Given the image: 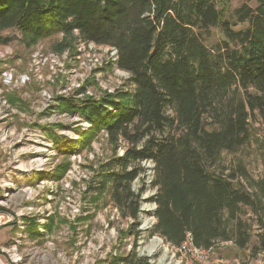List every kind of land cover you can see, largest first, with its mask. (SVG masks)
Masks as SVG:
<instances>
[{
	"label": "trees",
	"instance_id": "obj_1",
	"mask_svg": "<svg viewBox=\"0 0 264 264\" xmlns=\"http://www.w3.org/2000/svg\"><path fill=\"white\" fill-rule=\"evenodd\" d=\"M229 1L0 0V31L16 28L28 46L61 33L59 50L76 32L117 50L131 91L117 89L99 101L59 98L63 110L91 124L80 134L83 145L101 129L114 149L126 143L121 155L98 166L87 191L108 192L124 217L136 219L139 194L131 182L141 171L137 163L151 160L157 187L151 235L180 247L190 234L198 249L231 242L256 254L264 250V177L251 178L240 160L226 166L221 160L249 141L250 119L264 123V0L242 3L228 17ZM210 28L223 39L208 46ZM27 226L32 230L33 220Z\"/></svg>",
	"mask_w": 264,
	"mask_h": 264
},
{
	"label": "rangeland",
	"instance_id": "obj_2",
	"mask_svg": "<svg viewBox=\"0 0 264 264\" xmlns=\"http://www.w3.org/2000/svg\"><path fill=\"white\" fill-rule=\"evenodd\" d=\"M242 3L256 6L255 0H230L227 16ZM245 26L241 24L236 29ZM64 37L56 33L28 46L16 28L0 31L1 40L9 38L8 42L0 41V130L18 128L19 134L23 129L41 130L57 150L52 164L55 168L51 173L32 172L31 180L23 177L22 184L18 185L23 188L29 184L35 188L33 193L41 200L34 205L44 208V213L41 209L34 218H26L23 230L17 228L16 220L0 226V246L9 247L15 238L22 239L24 235L19 248L23 257L21 264H123L114 263V260L128 255L132 258L129 264H158L163 255L167 264H264V250L253 254L250 246L239 249L231 242H217L198 256L151 235L156 207L153 199L157 193L153 184L152 162H138L141 171L131 182V190L139 194L136 219L128 215L124 217L114 207L108 192L97 196L92 190L87 191L98 166L108 162L113 154L121 155L126 143L120 141L114 149L107 132L101 129L89 145H83L80 134L91 131V124L82 115L63 110L59 98L99 101L105 94H112L117 89L131 91L133 85L129 84V78L111 65L110 56H106L107 63L93 65L98 49L81 43L76 32L67 38L70 45L57 49L64 42ZM222 39L218 28H210L204 42L210 46ZM77 50L81 51L79 55ZM52 55L57 56V62L51 59ZM3 74L10 79L5 81ZM47 93L52 96L50 102L44 99ZM9 97L15 99L11 102ZM53 111L56 113L54 121L51 119ZM166 114L172 115L171 110L167 109ZM84 120L89 126L82 125ZM248 133L249 141L233 154H223L221 163L226 166L240 160L251 178H263L264 123L258 116L250 119ZM24 144L30 145L31 142L24 141ZM17 146L19 150L20 143L14 147ZM12 156L13 152L9 154L8 161L12 162ZM7 157L0 152V172H5L2 162ZM64 164L67 169L62 174L60 169ZM10 167L13 166L8 165L6 169ZM40 179L53 181L51 192L47 187H35ZM26 195L22 193L23 201L29 203ZM46 208L50 212L47 217ZM28 219L34 222L32 230L26 225ZM134 223L136 226L132 229ZM253 230L256 234L260 229L253 226ZM154 237L162 240L167 248L165 254L158 250L148 256L144 251Z\"/></svg>",
	"mask_w": 264,
	"mask_h": 264
},
{
	"label": "built area",
	"instance_id": "obj_3",
	"mask_svg": "<svg viewBox=\"0 0 264 264\" xmlns=\"http://www.w3.org/2000/svg\"><path fill=\"white\" fill-rule=\"evenodd\" d=\"M81 43L89 44V46H93L95 47V49H98V53L92 61L93 65H96L97 62H99L101 65L103 63H107L108 59H106V56H110L111 65L115 66L117 71L120 74H123L125 78H129V73L127 71L124 72V70L118 68L117 50L113 46L101 45L83 40L81 41ZM77 53V55H79L81 51L77 50ZM52 56L53 58L51 59L54 60V62H57L55 61L57 60V56ZM3 75L5 77V81H8V79H10V77H7L6 74ZM44 99H46L47 102H50L52 100V96L47 93L44 96ZM59 116L60 115H57V117ZM55 117L56 113L55 111H53L51 113V119H53L52 121L55 120ZM82 125L89 126L88 122H86L85 120L83 121ZM41 132V130L34 132L23 129V131L21 130L19 134L18 128L17 130L6 128L0 130V152H2L3 156H8L7 160L2 162L3 170H5V172H0V226L7 225L12 220H16L17 228L23 230L25 228V219L34 218L37 212L42 209L41 206L36 207V205H34L41 200L40 197H35V193H33L35 191L34 187L30 186L29 184L23 186V188L19 187V184H22L21 180L23 177L29 178V180L32 179V172L49 174L52 172L53 168H55V166H52V164L55 160L54 157H57V150L53 145V142L47 140L45 134ZM65 134L68 135V133ZM24 141H29L31 142V144L26 145L24 144ZM18 143H20L19 150L18 146L14 147ZM11 152L14 153V156L11 157L12 162L8 161L9 154H11ZM25 157H29L30 159H25ZM144 161L150 163L152 162L151 160ZM6 162H8L9 164H6ZM8 165H11L13 167H10V169H6V166ZM12 175L18 179V182L16 179H13ZM52 183L53 181L48 182L44 179H40L37 181L35 187H47L51 192L53 188ZM22 193L27 194L25 199H29V203H25L23 201ZM42 212L44 213V208L42 209ZM45 215L46 217L50 215L48 209L45 212ZM22 236L24 238V235ZM22 239L15 238L14 241L10 243L9 247L0 246V264L22 263L23 257L19 250L20 246L23 243ZM180 248L185 249L188 252L190 251L192 253H195L198 256L203 252V250L193 247L190 234H187L186 240L181 244Z\"/></svg>",
	"mask_w": 264,
	"mask_h": 264
},
{
	"label": "bare ground",
	"instance_id": "obj_4",
	"mask_svg": "<svg viewBox=\"0 0 264 264\" xmlns=\"http://www.w3.org/2000/svg\"><path fill=\"white\" fill-rule=\"evenodd\" d=\"M158 250H162L163 254H165L167 251V248L162 244V240L156 237H154L153 240L144 247V251L146 252L148 256H152ZM164 257L165 255L159 258L158 264H167L163 261Z\"/></svg>",
	"mask_w": 264,
	"mask_h": 264
}]
</instances>
